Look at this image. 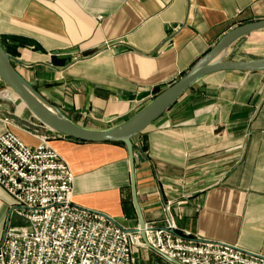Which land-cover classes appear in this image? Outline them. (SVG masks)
I'll list each match as a JSON object with an SVG mask.
<instances>
[{
    "label": "crops",
    "instance_id": "0c3cea01",
    "mask_svg": "<svg viewBox=\"0 0 264 264\" xmlns=\"http://www.w3.org/2000/svg\"><path fill=\"white\" fill-rule=\"evenodd\" d=\"M261 20L264 0H0V43L22 63L16 65L21 75L70 121L104 131L149 102L124 101L123 93L155 98L231 30ZM245 40H264V31L235 43L228 58ZM30 118L0 82V137L11 132L32 148L47 138L75 177L73 203L137 230L126 147L27 130ZM134 144L136 193L147 225L172 219L179 236L264 256V73L204 78ZM13 202L0 186V243ZM135 258L136 264H177L151 248L136 249Z\"/></svg>",
    "mask_w": 264,
    "mask_h": 264
},
{
    "label": "built area",
    "instance_id": "2783aa9c",
    "mask_svg": "<svg viewBox=\"0 0 264 264\" xmlns=\"http://www.w3.org/2000/svg\"><path fill=\"white\" fill-rule=\"evenodd\" d=\"M74 182L47 138L32 148L11 132L0 137V186L14 201L0 264H136L135 250L148 246L180 264H264V256L235 245L179 236L172 219L147 225L144 242L110 217L75 205ZM17 217L23 226L15 225Z\"/></svg>",
    "mask_w": 264,
    "mask_h": 264
},
{
    "label": "water",
    "instance_id": "95a60500",
    "mask_svg": "<svg viewBox=\"0 0 264 264\" xmlns=\"http://www.w3.org/2000/svg\"><path fill=\"white\" fill-rule=\"evenodd\" d=\"M264 31V20L241 25L227 33L216 46L180 80L166 89L160 95L152 98L151 92H144L138 95L123 93L122 99L129 102L144 103L149 101L143 110L125 124L116 128L104 131H94L82 128L70 121L57 107L46 100L33 85H31L17 70L16 65L20 61L9 55L0 43V82L20 99L30 111V126L51 130L63 137L70 138L83 143L106 144L121 143L129 154L131 168V188L135 208L137 210L140 226L131 233H139L146 242L144 220L141 207L138 201L136 188V155L134 140L145 132L152 124L163 117L166 112L192 87L206 77L218 73H264V58H257L249 61L227 60L231 47L243 38ZM151 248V247H147ZM152 249V248H151ZM165 257V256H164ZM166 259L170 260L168 257ZM179 264L177 261L170 260Z\"/></svg>",
    "mask_w": 264,
    "mask_h": 264
},
{
    "label": "rangeland",
    "instance_id": "374dc122",
    "mask_svg": "<svg viewBox=\"0 0 264 264\" xmlns=\"http://www.w3.org/2000/svg\"><path fill=\"white\" fill-rule=\"evenodd\" d=\"M246 49L248 51L246 52ZM236 53L231 55L227 60L230 61H249L254 58L262 57L264 58V40H260L257 42H250L249 40H245L242 43H239L235 47ZM5 97V94H2ZM15 225L23 226L24 222L17 218L14 219Z\"/></svg>",
    "mask_w": 264,
    "mask_h": 264
},
{
    "label": "trees",
    "instance_id": "16d2710c",
    "mask_svg": "<svg viewBox=\"0 0 264 264\" xmlns=\"http://www.w3.org/2000/svg\"><path fill=\"white\" fill-rule=\"evenodd\" d=\"M116 144L123 145V144H121V143H116ZM135 148H136V149H135V154H136V155H138V153H139V150H138V148H137L136 146H135Z\"/></svg>",
    "mask_w": 264,
    "mask_h": 264
}]
</instances>
